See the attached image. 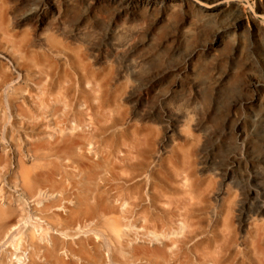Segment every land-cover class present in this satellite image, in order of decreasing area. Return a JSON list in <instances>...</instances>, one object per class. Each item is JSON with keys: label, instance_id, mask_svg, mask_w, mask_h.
<instances>
[{"label": "rangeland", "instance_id": "obj_1", "mask_svg": "<svg viewBox=\"0 0 264 264\" xmlns=\"http://www.w3.org/2000/svg\"><path fill=\"white\" fill-rule=\"evenodd\" d=\"M197 1L0 0V174L8 195L16 192L8 182L10 165L29 157L31 135L48 142L71 137L87 105L91 123L108 129L98 131L92 145L101 161L134 144L140 158L156 159L153 173L145 170L150 179L143 178L154 184L149 195L162 206L144 203L146 212L128 213L123 207L121 238L98 223L94 201L92 212L84 213L89 225L70 223L68 237L50 232L70 264H211L205 260L218 255L222 264H264V196L249 194L254 181L264 188V0H244L218 15ZM256 7L261 11L252 13ZM113 44L121 47L114 51ZM4 77L11 82L4 84ZM118 119L122 125L110 128ZM74 159L65 162L72 176ZM113 160L97 170V193L126 176L111 171ZM74 202L68 207L75 211ZM150 218L162 219L164 228ZM215 236L220 244L211 242ZM44 238L50 245L49 235ZM202 241L210 244L198 251ZM218 245H224L220 253ZM69 249L78 257L71 258ZM145 250L162 254L143 258Z\"/></svg>", "mask_w": 264, "mask_h": 264}, {"label": "bare ground", "instance_id": "obj_2", "mask_svg": "<svg viewBox=\"0 0 264 264\" xmlns=\"http://www.w3.org/2000/svg\"><path fill=\"white\" fill-rule=\"evenodd\" d=\"M162 1L164 2L166 0H162ZM203 1L205 3L202 4L198 3V5L201 4L199 6L203 8L204 11L206 10L218 15V13L222 12L225 9L231 7L236 9L240 7L244 0H203ZM260 11H261L260 7H256L255 11L252 13L256 14L257 12ZM237 21H240V16H237ZM4 22L7 25L9 23L7 8H6V12L4 11ZM119 47H121V45L113 44L112 49L114 51H117ZM1 70H3V68H0V71ZM132 71L134 70L132 69L130 72ZM136 71L138 72V70ZM132 75L135 76V74ZM3 81L4 84L6 85L11 82V80H7V78L5 77ZM16 90H19V87H15V91ZM20 90L22 92L25 89H20ZM80 101L81 98L76 99L77 105L81 107ZM56 102L59 103L60 101L56 100ZM7 103L10 106V110H11L13 105L9 100L7 101ZM43 108H45V106ZM92 110L93 109L92 107L90 108V105L86 106L85 115L84 116L79 115V117L77 118V123L75 128L71 129L72 130L71 137H62L61 135L60 137L55 138L52 142H48L42 139V136L41 135L39 136V134L31 135L32 143H31V148L28 150L29 157L25 158V156H20L16 160V163L14 162L10 165V166L14 165L15 167L12 170V174L9 176L11 180H9L8 178V182L16 189V192L14 191L15 193L8 195V193L1 187L3 183V176L0 174V264H15L14 262L16 261L22 262V260H23L22 263L27 262L26 264H70L60 256V252L63 250L64 247H62V244L57 240L58 237H56L55 235H51L50 232L51 233L55 232L57 234H61V236L63 235L64 237H68L67 235L68 232L66 231L68 230V226H70V223L72 224L74 222L76 223L85 222L84 224L88 223L89 225L92 221L89 220L86 221L84 217L85 214H88L90 211L92 212L93 204L91 202L93 201L95 202L94 203L95 209L93 211V214L96 215V220L104 228V230H107V232L114 235V237L116 236V238L121 236L120 229L124 225L123 217L125 216H123V211H121L123 207L125 208L127 206V210H126L127 213L129 212L128 210L131 208H141V207L142 209L140 210H144L146 212L149 209L143 207L144 203L146 204V206H148V208H153V209L155 208V210L158 209L157 205L162 203L161 201H159V199H155L153 197H150L149 195V192L154 187L152 185L154 184L153 183L150 184V181H148L150 179V176L148 175L149 178L147 177L148 174L147 171L149 168V172L150 173L152 172L153 170L152 167H154L156 159L149 158L148 160L144 156H143L144 159L140 158L139 152L137 150L136 151L134 150L133 152V149H131L134 147L135 144L131 148L130 147L127 148L128 150L126 149L127 150V151L125 150L126 152H123L121 150L119 151L117 149L116 153L114 152L112 155L110 154L106 156L105 158H103V161L100 160L101 158H98L99 155L98 154L96 155L97 152L95 151L94 146L92 147V145L95 144V142L96 144L98 143L99 132L101 131V134H104L105 132L108 134V129H106L105 131L104 129L100 130L91 123L88 113L92 112ZM20 112L24 114L25 111L21 110ZM111 125L110 128L121 126L122 120L121 119L113 120ZM120 133L122 132H119L118 134ZM4 134L5 132H3V135ZM122 135L120 137H122ZM137 146L135 145V147ZM96 150H98V148H96ZM72 155L75 157L74 161L72 162L73 164L70 167L73 170L72 173L73 176L70 175L71 173H68L65 170L67 168L65 162L68 160V157ZM28 159H30V161ZM112 159H114L113 160L114 166L111 165V171H113V173H115L116 171L124 172L126 176L115 180L117 184L114 185L112 189L99 190V192L97 193L98 190L96 191L94 187V181H95L94 179L97 176L101 175V173L98 172L97 170L99 171L100 169L103 170L104 164L110 165L109 163H111ZM2 163L3 162L0 161V164ZM231 165H233V163ZM146 168L147 171H145ZM233 169L234 168L228 167L227 171L232 172L234 171ZM144 175L147 177L148 180L146 178L145 179L143 178ZM255 175L262 176L263 174L262 171L257 170ZM255 180H257V178ZM254 183L255 186L254 188L249 189V194L256 195L257 194L256 191H258L260 193L259 194L260 196L262 195L264 196V188L260 185V183H257L256 181H254ZM96 186L101 187V185L99 184H96ZM42 194L48 195L49 197H51V199L48 200L46 203H43V199L41 198ZM73 196L74 198H76V202L73 201ZM98 198L100 200H98ZM111 200H114L115 203L112 204L113 201ZM68 202L71 203L74 202L77 211L76 210L74 211L73 208H69ZM31 204H33V206H31ZM230 204L231 202L226 205L228 211L230 210L229 213L233 211L232 207L230 208ZM59 210L60 211L64 210V212L67 211L68 215H65L66 214L65 212L64 214L65 217L60 216L58 214ZM225 211H226L225 215L228 216V211L227 210ZM118 213L119 215H121L119 218L115 217L116 215H114ZM155 214H156V216H154L155 218H159V219L161 218V215H159L158 212H156ZM222 214L224 213L222 212ZM226 216L224 217L223 215L224 218L221 217L223 219V222H225L228 219H229L228 222H230L231 220L230 214L228 218ZM174 217L175 218H173L172 216V220H174L176 223L177 220L180 219V217L178 219L176 218L177 216ZM201 217L203 218L204 215L203 216L201 215ZM151 218H150V222L152 221V224L157 226L159 220L157 219L158 220L157 221ZM147 219H149V217ZM161 220L160 222H162ZM145 221L148 222V220ZM224 224L228 225L227 222H225ZM176 227L177 226L175 224L173 230H175ZM216 227L219 229V226H215L214 230L217 229ZM225 228L227 229L228 227L225 226ZM225 228H222L220 231L222 232V230L223 229L225 230ZM256 229L257 231L259 230L258 227L255 228V230ZM214 230H213V234H214ZM39 231H41L42 236H40L39 234H38L39 236L37 235V232ZM104 232L106 233V231ZM223 233L227 235L224 231ZM255 234L259 235L260 233L258 234V232H256ZM48 235L50 239V245L43 244L42 241H45V238L43 239V237L44 236L46 237ZM171 235L174 236L177 234L172 232ZM229 235L231 234H228V236ZM209 237L212 238V236L210 235ZM216 238L217 237L215 236L214 239H212L211 241L212 243H214V245H216L215 243L220 244L218 243V240ZM224 238L226 237L224 236ZM229 238L230 236L226 239ZM206 240H209V238H206ZM191 241L192 240H190V242ZM172 243H173V239H172ZM204 243L206 246L207 243L205 241H202L201 243H198L196 246L195 245L194 246L197 248L198 245L201 246L204 245ZM117 244H120L119 241ZM6 245H9V247L13 248L14 252L11 251L10 249L2 250ZM122 246L123 245L121 244L120 247L122 248ZM223 246L224 245L221 246L218 245L217 248L216 246H214L216 248L215 249L216 252L217 250H219L218 253H220V251L223 249ZM198 249L199 248H197V250ZM69 250H70L69 253L71 258L78 257V252L76 250L73 249H69ZM19 251L21 253L17 255L16 253L17 252L19 253ZM116 251H119L120 255L123 252V250L120 251L119 249H116ZM142 252L143 249L141 250L140 254H142ZM206 253L204 255H206ZM143 254H144L143 258H146L145 255H149V254L150 256L152 255L154 258V257H161L162 253L159 252L158 250L157 251L145 250ZM165 254L166 253H164V255ZM164 255L162 256L164 257ZM166 256L167 255H165V257L163 258V261L166 259ZM206 257L207 256L203 257L202 254V258H204V260L206 259ZM210 259L213 260L210 261L211 264L212 263L222 264V262H219L220 260L219 255L217 257L211 256V258L209 257V259L205 261H208Z\"/></svg>", "mask_w": 264, "mask_h": 264}]
</instances>
